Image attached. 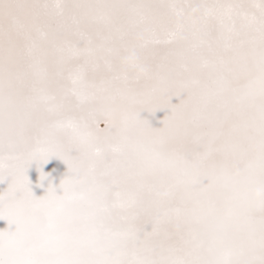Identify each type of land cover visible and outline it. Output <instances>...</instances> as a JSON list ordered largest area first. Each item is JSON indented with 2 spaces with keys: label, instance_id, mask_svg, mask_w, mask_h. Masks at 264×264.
Segmentation results:
<instances>
[{
  "label": "snow or ice",
  "instance_id": "obj_1",
  "mask_svg": "<svg viewBox=\"0 0 264 264\" xmlns=\"http://www.w3.org/2000/svg\"><path fill=\"white\" fill-rule=\"evenodd\" d=\"M0 185V264H264V0H0Z\"/></svg>",
  "mask_w": 264,
  "mask_h": 264
},
{
  "label": "bare ground",
  "instance_id": "obj_2",
  "mask_svg": "<svg viewBox=\"0 0 264 264\" xmlns=\"http://www.w3.org/2000/svg\"><path fill=\"white\" fill-rule=\"evenodd\" d=\"M178 102V99L173 98V104H176ZM165 114V112L160 111L157 112L154 117L149 116L147 113H142V116L148 118L153 127H161L162 125L159 123V121L163 120ZM101 126L103 127V125ZM43 172L48 175V179L41 182L39 180V172L37 171V165L35 163H33V165L28 170L29 180L33 185L32 190L38 197L45 194V189L48 187L49 182H51L53 186L59 185L60 180L67 172V167L62 161L53 158L48 164L43 166ZM5 187L6 185H0V190H3ZM6 227V221L0 220V230L5 229Z\"/></svg>",
  "mask_w": 264,
  "mask_h": 264
}]
</instances>
